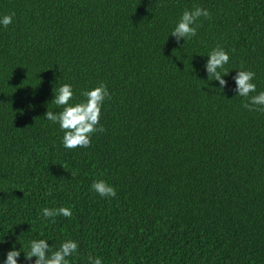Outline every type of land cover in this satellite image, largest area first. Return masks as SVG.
Masks as SVG:
<instances>
[{"label": "trees", "instance_id": "trees-1", "mask_svg": "<svg viewBox=\"0 0 264 264\" xmlns=\"http://www.w3.org/2000/svg\"><path fill=\"white\" fill-rule=\"evenodd\" d=\"M196 6L209 16L180 48L169 30ZM11 13L0 28V261L13 243L69 238L70 264H264V112L231 91L240 68L264 90V0H0ZM217 45L229 52L223 92L199 56ZM101 82L103 131L65 149L43 118L60 110L52 89L68 83L80 100ZM94 179L116 195L90 191ZM61 205L71 216L38 215Z\"/></svg>", "mask_w": 264, "mask_h": 264}, {"label": "clouds", "instance_id": "clouds-1", "mask_svg": "<svg viewBox=\"0 0 264 264\" xmlns=\"http://www.w3.org/2000/svg\"><path fill=\"white\" fill-rule=\"evenodd\" d=\"M14 15V13L0 14V28L12 23ZM208 16L207 8L196 6L190 10L184 9L174 21L167 37L171 36L181 48L187 40L196 36L199 18H208ZM181 40H183L182 44ZM199 56L206 57L202 68L207 78L212 77L211 81H216L218 85L215 89L223 92L228 86V81L223 77L229 73V70L224 67L229 63V52L217 45L210 48L206 54ZM254 76L253 71L244 68L235 69V74L231 76L233 82L231 91L234 96L246 98V102L242 103L244 109L264 112V90H256V84L253 82ZM250 93L254 94L250 95ZM79 95L82 99L76 100L72 85L58 84L54 92L52 89L50 102L60 110L47 109L43 115L45 120L58 125L62 132L60 143L65 149L87 148L92 134L103 131L102 127H98V122L103 103L109 97L107 87L101 82L80 90ZM89 189L100 197L110 198L116 195L115 188L103 179H94ZM71 214V207L61 205L51 208L42 207L38 215L47 220L56 216L69 217ZM48 241L45 238H30L27 240V251L21 250V244L17 249L13 243L4 253L0 264H18L21 253H23L24 264H70L69 258L77 254V241L65 238L55 248ZM0 243H4V240H0ZM87 264H102V260L99 256H88Z\"/></svg>", "mask_w": 264, "mask_h": 264}]
</instances>
